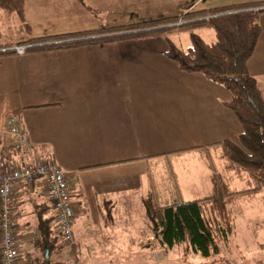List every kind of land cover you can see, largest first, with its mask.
<instances>
[{"label": "crops", "instance_id": "0c3cea01", "mask_svg": "<svg viewBox=\"0 0 264 264\" xmlns=\"http://www.w3.org/2000/svg\"><path fill=\"white\" fill-rule=\"evenodd\" d=\"M24 1L28 23L34 18H64L72 23L59 29L46 23L34 35H26L18 25L16 34L9 35L1 20L0 31L4 29L1 33L6 35L0 37V50L8 44L15 48L20 39L264 0H89L88 7L79 0ZM107 1L118 8L110 10ZM95 10L99 18L92 13ZM107 11L112 12L109 25ZM3 15L13 25L19 23L13 15ZM259 23L261 33L247 70L264 94V11ZM167 48L161 35H152L0 56V135L6 134L12 144L6 122L14 116L28 138L26 150L15 151L12 159L55 161L69 188L73 243L54 251L53 259L59 264H128L124 252L133 251L140 236L129 205L140 203L154 189L156 167L152 163L195 149L210 150L211 144L225 139L239 145L242 126L225 105L231 93L201 73L181 70L165 54ZM13 191V224L24 258L26 252H35L36 205L49 197L41 179L16 184ZM124 219L131 222L124 226ZM23 258L22 263L28 264Z\"/></svg>", "mask_w": 264, "mask_h": 264}, {"label": "trees", "instance_id": "16d2710c", "mask_svg": "<svg viewBox=\"0 0 264 264\" xmlns=\"http://www.w3.org/2000/svg\"><path fill=\"white\" fill-rule=\"evenodd\" d=\"M80 1L84 3V0ZM24 4V0H0V21L5 20L1 15L11 14L18 20L17 25L28 29L24 24ZM263 11L264 1L229 4L88 31L18 40V45L26 46V53L161 35L168 45L165 54L176 61L181 70L201 73L231 93V99L225 105L242 126L239 145L228 139L210 145L222 159V167L218 168L210 157L208 192L188 200L181 198L177 188L168 200H161L155 191L141 197L140 204L149 229L163 246L173 247L187 240L195 253L204 257L218 254L221 244L235 230L234 206L242 201L253 202L264 192V94L247 70V61L261 33L259 15ZM179 22L181 24H177ZM185 25L192 29L188 32L189 45L182 48L167 31ZM203 26L213 31L214 36L209 41L196 32ZM12 54L16 51L9 44L0 50V56ZM205 148L210 156V150ZM15 151L6 134H1L0 163L8 162ZM236 179L244 184L243 188L232 186ZM35 212L37 234L32 242L35 252H26L24 258L21 253V257L28 264H59L52 253L68 244L55 232L53 200L49 197L37 203ZM1 237L0 223V242Z\"/></svg>", "mask_w": 264, "mask_h": 264}, {"label": "rangeland", "instance_id": "374dc122", "mask_svg": "<svg viewBox=\"0 0 264 264\" xmlns=\"http://www.w3.org/2000/svg\"><path fill=\"white\" fill-rule=\"evenodd\" d=\"M30 3H32V0H30ZM106 3L111 4L109 1ZM83 5L88 7L89 0H84ZM109 8L114 10L118 7L113 2ZM107 12L106 19L109 25L112 24L111 16H109L112 12ZM92 13L97 14L99 18V13L96 10ZM104 17V13H101V19ZM28 21L25 19L24 24L30 27L29 30L23 25L26 35H34L35 31L42 32L46 23L49 24L48 27L51 29H59V27L72 23V21H67L64 18H47L45 20L34 18L33 22L28 23ZM180 22L177 24H181ZM17 24L13 25L9 19L4 20L1 26L8 29L9 35H15ZM191 29L186 25L176 26L168 30L167 33L179 46L185 48L186 45H189L188 32ZM196 32L207 40L213 36L212 31L204 26L197 28ZM1 34L2 37L6 35L4 32ZM209 154L210 156L206 154V150L195 149L183 155L158 159L152 163V167H156L154 174L155 186L154 189L150 188L149 191L158 193L161 200H168L173 197L175 188L179 189V195L184 200L205 195L210 186V157L218 168L222 167V159L217 151L212 148ZM176 182L179 187L175 185ZM232 186L240 189L244 187V184L236 179L233 181ZM132 198V201H134V197ZM129 207L133 208V213L136 215L132 221L134 227L140 231V236L139 240L135 242L133 251L124 252L129 261L128 264H264V192L259 193L253 202L242 201L234 206L235 230L230 234L228 240L221 244L219 253L209 257L193 252L187 240L173 247L161 245L149 229L141 204H136L134 201L130 203ZM78 220L75 219V227H78ZM129 222H131V219L122 220L124 226ZM124 237L132 238L135 235H124ZM67 244L69 245V243ZM136 244H139V246L136 247Z\"/></svg>", "mask_w": 264, "mask_h": 264}, {"label": "built area", "instance_id": "2783aa9c", "mask_svg": "<svg viewBox=\"0 0 264 264\" xmlns=\"http://www.w3.org/2000/svg\"><path fill=\"white\" fill-rule=\"evenodd\" d=\"M25 48L24 45H18L14 49L16 54H23ZM6 132L12 136L14 148L24 152L28 147L27 134L16 123L14 116L7 119ZM37 179L44 182L45 194L54 202L55 232L64 242L73 243L74 208L61 167L51 159L19 163L11 158L8 162L1 161L0 163L1 264H23L13 229V211L16 206L13 188L16 184H31Z\"/></svg>", "mask_w": 264, "mask_h": 264}, {"label": "water", "instance_id": "95a60500", "mask_svg": "<svg viewBox=\"0 0 264 264\" xmlns=\"http://www.w3.org/2000/svg\"><path fill=\"white\" fill-rule=\"evenodd\" d=\"M48 255H47V253H46V257H47Z\"/></svg>", "mask_w": 264, "mask_h": 264}]
</instances>
